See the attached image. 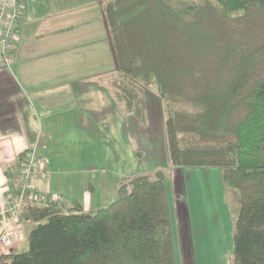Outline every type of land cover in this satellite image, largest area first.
<instances>
[{"label": "trees", "instance_id": "trees-1", "mask_svg": "<svg viewBox=\"0 0 264 264\" xmlns=\"http://www.w3.org/2000/svg\"><path fill=\"white\" fill-rule=\"evenodd\" d=\"M104 16L126 110L144 123L148 94L165 101L170 165L220 168L239 202L231 264H264V0H107ZM29 151L4 166L9 203ZM168 179L163 168L123 177L115 200L91 210L25 192L28 248L1 264H178Z\"/></svg>", "mask_w": 264, "mask_h": 264}, {"label": "crops", "instance_id": "crops-1", "mask_svg": "<svg viewBox=\"0 0 264 264\" xmlns=\"http://www.w3.org/2000/svg\"><path fill=\"white\" fill-rule=\"evenodd\" d=\"M22 1L12 71L0 67V210L8 187L4 166L33 149L47 160V172L32 177L33 190L79 202L85 210L106 206L115 200L121 178L161 167L143 170L141 163L142 144L155 147L149 108L141 123L116 94L111 78L117 68L102 72L86 60L96 56L92 41L84 43L80 33L93 19L81 10L93 6L97 11L107 0ZM190 170H179L178 177ZM169 195L168 189L170 202ZM182 202L174 199L173 209L169 203L172 229L186 214ZM179 228L174 239L189 246L193 236L181 241ZM25 231L10 249H0V257L20 245Z\"/></svg>", "mask_w": 264, "mask_h": 264}, {"label": "rangeland", "instance_id": "rangeland-1", "mask_svg": "<svg viewBox=\"0 0 264 264\" xmlns=\"http://www.w3.org/2000/svg\"><path fill=\"white\" fill-rule=\"evenodd\" d=\"M102 5L103 7L101 8L100 6L97 11L96 8H92L93 6L81 10L82 13L88 14L93 19V22H90L89 27L84 26L80 35H84L82 36L84 43L88 41H92L93 43V54L96 57L86 59L88 63H94L98 70L102 72H112L116 70L117 65L111 46L110 32L104 16L105 1ZM83 48L86 50L87 45ZM87 56H90V53ZM148 98L149 125L152 127L150 134L153 136L152 140L155 143V147L152 149L148 145V142L142 144L143 150L146 152L141 162L144 168L143 170L145 168L150 169L154 166H161L160 168L168 172L170 180L168 179L167 183L170 185L168 189L170 191L169 196L171 201L169 203H171V208L173 209L174 199L179 202L183 201L182 205L186 213L182 217V222H179V225H175L174 223V235L175 230H177L176 228L180 227V233L183 235L181 241H185L187 236H193L194 239L193 242L189 243V246L185 245V247L177 243L178 239L177 241L174 239L177 263L231 264L230 255L233 250L234 223L239 210V202H237L238 194L233 189L224 185L219 167L197 168L188 172L186 171L184 177H178L179 169L184 172L190 168L173 167L168 161L169 154L164 129L160 122L161 118L165 115V101L151 93L148 94ZM188 107L190 106L185 103H176V108L184 109ZM150 140L149 143L152 144V140ZM18 173L19 171L16 174L17 178ZM191 194L192 196L190 197ZM196 207H199L200 210H196ZM193 209L198 212H194ZM174 216L172 215L171 217L172 223ZM177 216L179 218L178 214ZM21 223L22 227L20 228L19 240L21 239L22 232L26 230L25 222L21 221ZM11 247L5 248L4 250L10 249ZM27 248L28 241L24 237V240L14 250L23 251Z\"/></svg>", "mask_w": 264, "mask_h": 264}, {"label": "built area", "instance_id": "built-area-1", "mask_svg": "<svg viewBox=\"0 0 264 264\" xmlns=\"http://www.w3.org/2000/svg\"><path fill=\"white\" fill-rule=\"evenodd\" d=\"M24 4L22 0H0V67L12 71V65L16 58V49L19 41V22L23 14ZM46 157L40 156L36 149L30 150L25 164L18 173V179L22 186V194L15 203L5 201L0 210L2 219V232L0 234V249L11 247L20 238V207L25 192H30L31 200H38V194L31 187L34 175L47 172ZM55 200L59 197L53 195Z\"/></svg>", "mask_w": 264, "mask_h": 264}]
</instances>
